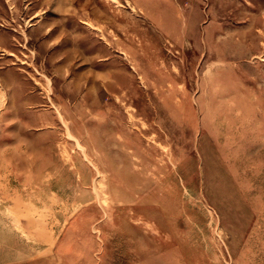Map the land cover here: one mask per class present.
Here are the masks:
<instances>
[{
    "label": "rangeland",
    "instance_id": "rangeland-1",
    "mask_svg": "<svg viewBox=\"0 0 264 264\" xmlns=\"http://www.w3.org/2000/svg\"><path fill=\"white\" fill-rule=\"evenodd\" d=\"M0 264H264V0H0Z\"/></svg>",
    "mask_w": 264,
    "mask_h": 264
}]
</instances>
